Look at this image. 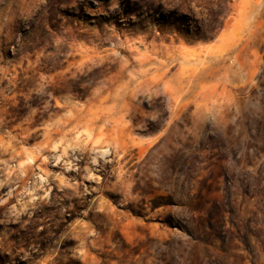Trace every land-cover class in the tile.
<instances>
[{
  "label": "rangeland",
  "instance_id": "obj_1",
  "mask_svg": "<svg viewBox=\"0 0 264 264\" xmlns=\"http://www.w3.org/2000/svg\"><path fill=\"white\" fill-rule=\"evenodd\" d=\"M248 130L264 149V0H0V264H264L263 231L210 244L198 213L255 210L225 179L264 181L231 159Z\"/></svg>",
  "mask_w": 264,
  "mask_h": 264
},
{
  "label": "trees",
  "instance_id": "obj_2",
  "mask_svg": "<svg viewBox=\"0 0 264 264\" xmlns=\"http://www.w3.org/2000/svg\"><path fill=\"white\" fill-rule=\"evenodd\" d=\"M133 4V3H131ZM128 10V8L123 9H117V17H119V14H122L123 10ZM115 14V13H114ZM112 14V15H114ZM238 138L235 140L234 144L232 145L231 153V159L235 165V168L240 169L239 163H240V149H243L245 151L246 155V161L245 164L252 165V161L249 159L257 158L260 154H264V149L261 147H258L256 145L255 137L250 135L249 130L246 135V140L243 142V148L242 146H238ZM235 146V148H234ZM250 149H252V154L249 155ZM233 170V169H232ZM260 170H256V172L251 171L250 173H244V174H235V175H226L225 179H233L236 178V181L239 183V186L241 188V197L243 199H246L248 201H253V205L255 206V210H252L249 212L250 216L248 218H244L241 216V209L236 210V208L232 205L234 201L227 199L222 204H216L215 212L209 213L206 211L203 206H201L198 210V213H201L202 211L205 212L206 216L212 221L213 217L216 215L215 213H218V218L220 217V224L217 226H213L210 223H207L206 229L209 232V238H210V244L213 238L217 237V233L215 231L221 230L223 233L230 231L232 228L236 229V234L242 239L244 246L247 248L249 252H252V248L249 243L245 241L246 237H249L248 234H251V224H253V228H256L260 232H264V181L262 182V179L260 177ZM239 172V171H238ZM228 181V180H227ZM195 196V194H193ZM195 199H201V193L199 192L197 196H195ZM165 204L170 205L172 207H175L176 204L172 203L170 201L165 202ZM196 210H191L190 212V220L192 221L194 219V214ZM261 213L263 216V219L261 220V224L259 225V222H257L256 214ZM220 214V215H219ZM243 221L248 222L247 225H243ZM169 227H172L179 231H184L189 239L190 242L199 241L198 239H194L190 230L188 229V223H186L184 220L177 221L176 224H174L173 221L167 222ZM183 224V225H182ZM241 231H243L242 235L240 234ZM212 238V239H211ZM246 243H245V242ZM252 262V261H251ZM253 264V262H252Z\"/></svg>",
  "mask_w": 264,
  "mask_h": 264
}]
</instances>
